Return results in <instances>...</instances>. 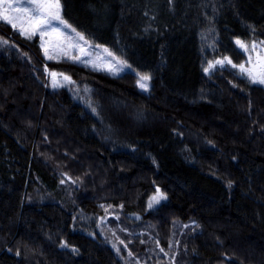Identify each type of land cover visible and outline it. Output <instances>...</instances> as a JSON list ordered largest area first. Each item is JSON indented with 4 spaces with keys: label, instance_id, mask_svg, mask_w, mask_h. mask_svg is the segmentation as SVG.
Here are the masks:
<instances>
[{
    "label": "trees",
    "instance_id": "trees-1",
    "mask_svg": "<svg viewBox=\"0 0 264 264\" xmlns=\"http://www.w3.org/2000/svg\"><path fill=\"white\" fill-rule=\"evenodd\" d=\"M61 4L150 88L133 71L46 60L0 21L14 46L0 48V264H264V87L203 69L207 54L235 56V38L264 45V0ZM45 67L92 87L93 106ZM157 188L167 199L151 209ZM105 208L120 221L75 227Z\"/></svg>",
    "mask_w": 264,
    "mask_h": 264
},
{
    "label": "snow or ice",
    "instance_id": "snow-or-ice-1",
    "mask_svg": "<svg viewBox=\"0 0 264 264\" xmlns=\"http://www.w3.org/2000/svg\"><path fill=\"white\" fill-rule=\"evenodd\" d=\"M0 21L11 25L13 29H17L22 36L27 39H32L34 36H38L40 40V48L43 51V55L48 60L57 59L59 56H67L74 61H81V57H91L90 48L93 47L89 41L85 38L82 32L77 31L62 15L61 0H25L24 3H15L14 0H0ZM236 44L245 52L249 51L248 45L241 40L237 39ZM99 48L100 45H95ZM251 50L256 53L255 62L249 57L248 63L251 67L245 65V63L235 64L233 61L224 57L215 61H209L208 66L204 68L205 73H209L217 65H231L232 68H238L242 75H246L248 81L252 84L264 85V48H260L257 51V45L252 44ZM107 57L111 60L107 64H99L89 59L87 62L92 63L94 68L106 67L108 71H113L114 67H128L125 60L116 57L107 48L103 49ZM78 53L73 55V53ZM259 69V70H257ZM45 71L48 72L47 67ZM52 78V85L55 87L59 83L57 77L61 76L64 81L72 82L71 77L64 75L63 73H57L55 71L48 72ZM138 76L137 85L141 89H148V82L151 80V76L148 74L136 73ZM95 112V109H93ZM211 143V142H209ZM63 183V181H61ZM231 186V181H229ZM167 199L166 195L161 192L159 188L156 189V195L149 201V208L153 206V203H159L161 200ZM123 244V241H120ZM65 246L62 244V247ZM115 248L116 246L113 245ZM120 251L119 248L116 249ZM73 251H76L73 249ZM19 254V253H18Z\"/></svg>",
    "mask_w": 264,
    "mask_h": 264
},
{
    "label": "rangeland",
    "instance_id": "rangeland-1",
    "mask_svg": "<svg viewBox=\"0 0 264 264\" xmlns=\"http://www.w3.org/2000/svg\"><path fill=\"white\" fill-rule=\"evenodd\" d=\"M14 2L15 3H24L25 0H14ZM15 30L17 32H19L17 29H15ZM77 31H79V30H77ZM84 36L89 41V43L91 45H93V47L89 49V51L91 52V57H81V61H85V62L82 63L80 61H74V60L69 59L67 56H63V55H61L57 59H53V60L54 61L68 60V61H71V62H75V63H78V64H82V65L87 66V67H89L91 69H95V70H99L101 72H105V73L110 74V75H120V74L126 73L128 71H133L135 73H141V72L135 70L132 66H131V68H128V67H120V68L114 67L113 71H108L106 67H97V68H94L92 66V63H88L87 62L89 59H91L92 61H95V62H97L99 64H107V63L110 62L111 58L110 57H107L106 53H104V51H103L104 48H107L116 57H118V58H120L122 60H125L128 65H131V64L127 61L126 58L118 55L109 46H107L105 44H101V43L95 42L94 40H92L89 37H87L85 34H84ZM34 37H37L38 38V42L40 44L39 37L38 36H34ZM237 39L238 38H235L233 40L234 41L235 48H236V51H237V53H236L235 56L224 55V56L218 57L217 59L211 60L209 58V56H208L209 54H207L205 56V60L203 61V69L208 66V62L209 61H215V60H218V59H222L224 57L230 58L233 61V63H235V64L245 63L246 66L251 67V65L248 63L249 57H251V59H252L253 62H255V59H256V53L251 50L252 44L255 43L257 45V51L260 48H264V45H263V43L261 41L257 40L256 38H251L250 40H246V41H243V40L239 39L242 42H244L246 45H248L249 51L248 52H245L243 49H241L236 44V40ZM95 45H100L101 47L97 48V47H95ZM6 46L7 47L14 48V46H12L6 39H3V38L0 37V48L1 47H6ZM42 54H43V51H42ZM77 54L78 53H75V52L73 53V55H77ZM46 60H48V59H46ZM217 66H221V65H217ZM223 66L231 67V65H228V64H225ZM232 69L239 76H242L243 78H245L248 81L246 75H242L239 72V69L238 68H232ZM257 70H259V69H257ZM141 74H145V73H141ZM57 79H58L59 83L57 84V86H55L56 88L57 87L65 88L68 91L69 95L71 96V98L73 100H76V101L84 104L88 109H90L93 106L91 99L94 98L97 94L92 90V87H90L88 85H85V84H78L76 82H73L72 80H71L72 82L70 83V82L64 81L62 77H57ZM137 79H138V76H137ZM254 85H258V86L264 87V85H259V84H254ZM138 88L140 90H142V91L147 92L149 90V88H150V81L148 82V89L147 90L141 89L140 87H138ZM91 111H93V110H91ZM155 195H156V192H154L153 194H150L146 198L147 205H149V201ZM163 201L164 200H161L159 203H153V206L151 207V209L157 208ZM116 211H118V210L111 209V208H105L104 209V213H103V215L101 217H96V216H94L92 214H83L82 212H79L74 217V225H75V227L79 228L81 231H84V232L89 233L90 235H93V233H95V231L97 230V227L100 224L103 223L105 226H110L113 222H117V221L119 222L120 221L118 219L117 215H116ZM115 249H116V247H115Z\"/></svg>",
    "mask_w": 264,
    "mask_h": 264
}]
</instances>
